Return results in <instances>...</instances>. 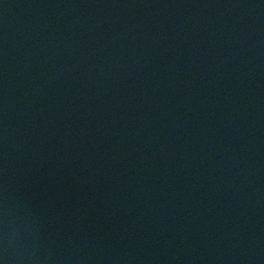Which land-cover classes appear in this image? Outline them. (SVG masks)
Returning <instances> with one entry per match:
<instances>
[{
	"label": "water",
	"instance_id": "obj_1",
	"mask_svg": "<svg viewBox=\"0 0 264 264\" xmlns=\"http://www.w3.org/2000/svg\"><path fill=\"white\" fill-rule=\"evenodd\" d=\"M3 264H264V0H0Z\"/></svg>",
	"mask_w": 264,
	"mask_h": 264
},
{
	"label": "clouds",
	"instance_id": "obj_2",
	"mask_svg": "<svg viewBox=\"0 0 264 264\" xmlns=\"http://www.w3.org/2000/svg\"><path fill=\"white\" fill-rule=\"evenodd\" d=\"M0 264H3V262H2V261H0Z\"/></svg>",
	"mask_w": 264,
	"mask_h": 264
}]
</instances>
